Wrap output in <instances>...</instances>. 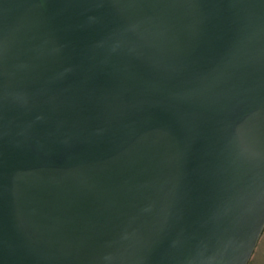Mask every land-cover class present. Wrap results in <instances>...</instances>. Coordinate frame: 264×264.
<instances>
[{
	"label": "water",
	"instance_id": "obj_1",
	"mask_svg": "<svg viewBox=\"0 0 264 264\" xmlns=\"http://www.w3.org/2000/svg\"><path fill=\"white\" fill-rule=\"evenodd\" d=\"M264 232V0H0V264H249Z\"/></svg>",
	"mask_w": 264,
	"mask_h": 264
},
{
	"label": "rangeland",
	"instance_id": "obj_2",
	"mask_svg": "<svg viewBox=\"0 0 264 264\" xmlns=\"http://www.w3.org/2000/svg\"><path fill=\"white\" fill-rule=\"evenodd\" d=\"M249 264H264V232L262 233Z\"/></svg>",
	"mask_w": 264,
	"mask_h": 264
}]
</instances>
